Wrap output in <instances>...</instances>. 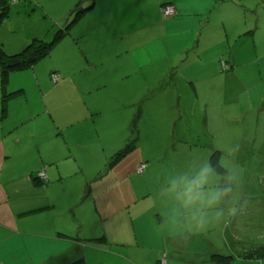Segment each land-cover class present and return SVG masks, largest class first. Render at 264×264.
<instances>
[{
	"label": "rangeland",
	"instance_id": "obj_1",
	"mask_svg": "<svg viewBox=\"0 0 264 264\" xmlns=\"http://www.w3.org/2000/svg\"><path fill=\"white\" fill-rule=\"evenodd\" d=\"M89 1L80 0L78 8H87ZM142 1L147 4L158 0ZM78 2L11 1L8 16L0 24V45L12 54L10 52L18 51L15 49L18 46H12L14 38L24 42L22 48L31 42L34 34L43 40H52L57 30L70 20ZM97 5L92 14H88L89 10L85 12L84 15H88L78 20V30L74 26L73 34L70 32L61 46L36 68L40 76H45L44 97L46 95L47 99L42 101L39 96L41 103L50 100L52 106L60 110H55L54 117L62 121L61 137L71 139V144L76 145L72 146L74 156L68 157L70 152L62 141L60 166L68 175L63 187L67 184L77 187L71 196L77 200L71 214L76 219L74 236L79 234V242L87 246L89 264H115L112 255L103 251L117 246L116 238L123 230L118 229V223L121 225L126 217L128 226L133 219L131 208L119 206L128 199L171 205L164 209L172 214L165 225L173 231L182 227L189 230L194 213L203 215L207 221L216 217L215 225L209 230L189 237L191 245L210 247L212 244L224 252L225 234L227 239L234 237L242 242L264 239V66L260 67L264 63L255 61L234 74H230V69H220L226 76L211 73L209 67L213 59L193 62L192 52L184 50L186 42L182 30L166 32L159 26L154 27L155 31H142L144 37H151V32L156 34L154 39L149 38L151 46L147 50L123 57L115 52V47L121 42L122 32L138 25L141 9L130 7L129 14H125L120 6ZM106 9L110 12L108 18L111 17L107 23L102 20ZM144 10L146 23L149 15L155 19L150 5ZM93 19L101 21L89 45L97 35V40L102 38L100 41H105L107 48H94L92 66V59L86 62L83 49L76 46L74 37L82 30L90 31ZM240 41L243 40L236 44ZM221 61L229 65L226 60ZM221 61L218 62L220 68ZM52 65L64 66L67 71L72 65L82 66L84 75H77L88 77L84 87L92 91L86 93L85 89L74 88L75 81L83 80L72 79L65 71L60 73L63 79L50 83L46 75ZM137 66H141L142 76H138ZM84 103H89L94 121L64 127L63 124L76 118L75 110ZM127 145L130 146L128 152L114 160ZM216 151H219L218 162L224 171H215L209 165ZM140 166H143L141 172ZM209 168L207 183L203 187L194 185L193 178ZM210 192L220 194L214 207L198 209L190 205L182 212L177 206L188 195L204 197ZM49 194L47 196L60 199L58 206L63 207V193L50 191ZM93 197L100 205L101 201L112 204L108 206L109 216L97 213ZM191 230L196 232L194 227ZM122 237L128 241L130 236L125 233Z\"/></svg>",
	"mask_w": 264,
	"mask_h": 264
},
{
	"label": "crops",
	"instance_id": "obj_2",
	"mask_svg": "<svg viewBox=\"0 0 264 264\" xmlns=\"http://www.w3.org/2000/svg\"><path fill=\"white\" fill-rule=\"evenodd\" d=\"M105 3L107 8L122 7L125 14H129L127 10L130 7L141 9L139 26L134 24L131 31L122 32L121 42L115 47V52L123 57L147 50L151 46L149 38L154 39L156 34L151 32V37H144L142 31L154 30V27L159 26L166 32L168 29L182 30L186 42L184 50L192 52L190 58L193 62L203 61L204 58L213 59L209 67L211 73L220 72L218 62L221 60L228 62L230 74L248 68V64L255 61L264 63V0H158L147 4L142 0H99L89 9L88 14L93 13L97 4L102 6ZM162 3L174 6L175 15L164 17L161 12ZM148 4L155 12V19L152 20L149 15L146 23L144 9ZM109 14L106 9V16L102 19L106 23L111 18H108ZM126 18L129 20V17ZM100 21L93 19V23L89 25L90 31L82 30L79 35H73L77 41L76 46L83 49L86 62L89 63L92 59V66L95 61L94 48H107V43L100 41L102 38L97 40V35L93 39L94 43L89 45L90 37L99 29ZM94 23L98 25L95 26ZM79 27L80 24L77 23L75 30ZM33 37L42 38L35 34ZM65 39L66 37L57 43L53 50L61 46ZM238 40H243L240 41L242 44H236ZM14 45L18 46L15 49L19 51L24 42L14 38L12 46ZM39 62L29 69L10 72L5 77L0 75V264H71L80 258L85 260V264H89L91 259L87 246L79 242V234L74 236L76 219L71 214L77 200L71 196L76 191V185L67 184L63 187V181L68 175L62 172L60 166L62 141H65L70 152L71 156L68 157L74 156L72 146L76 145L71 144V139L68 141L61 137L62 121H56L54 112L57 109L50 100L41 103L40 97L42 101L47 98L46 95L44 97L45 76H40L36 70ZM263 66L264 64L260 67ZM81 67L79 65L75 68L72 65L67 71L64 66L52 65L46 78L52 83L53 72L60 74L65 71L72 79L83 80L75 81L74 88L85 89L89 93L92 88L84 87L88 77L77 75H84ZM140 67L136 68L138 76L143 74ZM106 73V77H109L110 74ZM123 77H127V74ZM61 79L60 74L59 80ZM88 105L89 103H84L77 108L76 118L63 126L69 128L88 120L93 122L92 110ZM41 171L47 177L44 182L37 178ZM83 189L84 187L82 191ZM50 191L52 194L56 191L64 194L61 197L64 198L61 199L63 207L58 206L60 199L47 196ZM93 199L97 213L109 216L108 206L112 204L101 201L103 204L100 205L96 197ZM183 202L180 201L177 205L182 212L186 209ZM119 206L131 208L133 219L128 226L126 217L121 225L118 223V229L123 230L116 238L117 246H109L107 251H103L112 255L115 264H157L161 258H166L167 264H214L210 261L213 252L231 254L235 258L232 264H264L260 259L245 258L246 252L264 245V239L242 242L234 237L227 239L225 234L226 252L219 251L212 244L210 247L191 245L189 237L209 230L210 226L215 225L216 217L208 221L204 218L201 225L192 221L189 230L182 227L173 231L165 225L171 212L164 209L171 205L137 198L124 200ZM219 220L221 222V217ZM192 227L196 232H191ZM125 233L130 236L128 241L122 237ZM111 248L115 250L110 251ZM164 254L166 257H163ZM82 255L84 256L81 257Z\"/></svg>",
	"mask_w": 264,
	"mask_h": 264
},
{
	"label": "trees",
	"instance_id": "obj_3",
	"mask_svg": "<svg viewBox=\"0 0 264 264\" xmlns=\"http://www.w3.org/2000/svg\"><path fill=\"white\" fill-rule=\"evenodd\" d=\"M11 1L13 0H0V24L3 21V19L8 16ZM97 1L99 0H90L89 6L87 8H78L80 6V0H79V2L76 4V8L73 10V14L70 20L66 22L67 24H65L59 30H57L52 40L50 41L43 40L42 38L33 37L31 42L26 47L21 48L22 50L14 52V54L7 53L3 49L2 45H0V75L5 77L10 72L29 69L33 65H35L37 62H39L40 60L48 57L53 51V48L56 46L57 43H59L63 38L69 35L70 32L71 34H73V32L71 31L72 28L77 24L78 20L85 14V12L89 10L90 8H92L97 3ZM168 5L169 4L162 3L161 9ZM72 19H74V22L71 21ZM226 66H227L226 68H223L221 66L220 68L221 71L223 70L226 71L230 68L229 65H226ZM53 73H56L59 75L56 81H54L51 77L52 82H57L60 79V74L57 72H53ZM129 147L130 146L127 145V147H125L123 150H120L116 154L114 160L116 158L118 159L124 156L128 152ZM218 152L219 151H216L214 154L211 155L210 161L216 164L218 168L221 169V171H224L222 166H220L218 162V154H219ZM37 178L41 182L45 181V180H41L39 176H37ZM163 257H166L165 254L163 255ZM245 258L260 259L264 261V245H260L254 248L253 250L246 252ZM162 259L163 258L157 261V264H161ZM234 260L235 258L229 253L221 254L219 252H213L210 255V261L214 264H232ZM71 264H85V260L83 258H80V259L75 260Z\"/></svg>",
	"mask_w": 264,
	"mask_h": 264
},
{
	"label": "clouds",
	"instance_id": "obj_4",
	"mask_svg": "<svg viewBox=\"0 0 264 264\" xmlns=\"http://www.w3.org/2000/svg\"><path fill=\"white\" fill-rule=\"evenodd\" d=\"M210 171H211L210 168L202 171L199 175L193 178L192 183L197 187H203L208 181V176ZM219 198H220V194L218 192H210L207 193L204 197H196V198H192L190 195H188L183 203L185 207H189L190 205H195L198 209H203L205 207L210 208L217 205L219 202ZM191 219L197 225H201L204 222V216L196 215L195 213L193 214Z\"/></svg>",
	"mask_w": 264,
	"mask_h": 264
},
{
	"label": "built area",
	"instance_id": "obj_5",
	"mask_svg": "<svg viewBox=\"0 0 264 264\" xmlns=\"http://www.w3.org/2000/svg\"><path fill=\"white\" fill-rule=\"evenodd\" d=\"M161 12H162V15H163L164 17L172 16V15H174V14L176 13V12H175V8H174V6H172V5H168V6L163 7V8L161 9ZM221 66H222L223 68H226V67H227L226 64H225L223 61L221 62ZM51 77H52V79H53L54 81H56V80L58 79L59 75L56 74V73H53V74L51 75ZM138 170L141 172V171L143 170V166H140V167L138 168ZM38 176H39V178H40L41 180H46V178H47L46 175H45V172H44V171L39 172ZM162 261H163V264H167L165 258H163ZM162 261H161V262H162Z\"/></svg>",
	"mask_w": 264,
	"mask_h": 264
},
{
	"label": "snow or ice",
	"instance_id": "obj_6",
	"mask_svg": "<svg viewBox=\"0 0 264 264\" xmlns=\"http://www.w3.org/2000/svg\"><path fill=\"white\" fill-rule=\"evenodd\" d=\"M209 165H210L212 168H214L215 170H217V171H221V169H219L218 166H217L216 164L212 163L211 161H209ZM161 264H163V261L161 262Z\"/></svg>",
	"mask_w": 264,
	"mask_h": 264
}]
</instances>
